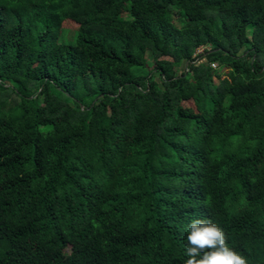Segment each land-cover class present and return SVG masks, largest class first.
Returning <instances> with one entry per match:
<instances>
[{
  "label": "trees",
  "instance_id": "obj_1",
  "mask_svg": "<svg viewBox=\"0 0 264 264\" xmlns=\"http://www.w3.org/2000/svg\"><path fill=\"white\" fill-rule=\"evenodd\" d=\"M0 264H264V0H0Z\"/></svg>",
  "mask_w": 264,
  "mask_h": 264
},
{
  "label": "rangeland",
  "instance_id": "obj_2",
  "mask_svg": "<svg viewBox=\"0 0 264 264\" xmlns=\"http://www.w3.org/2000/svg\"><path fill=\"white\" fill-rule=\"evenodd\" d=\"M61 36H62V42H65V43H72L73 42V40H74V35H72V34H70V33H68V32H63L62 34H61Z\"/></svg>",
  "mask_w": 264,
  "mask_h": 264
}]
</instances>
